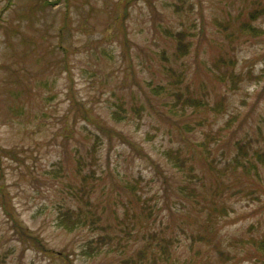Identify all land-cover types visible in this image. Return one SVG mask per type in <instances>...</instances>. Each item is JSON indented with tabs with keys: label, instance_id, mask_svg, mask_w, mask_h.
Here are the masks:
<instances>
[{
	"label": "rangeland",
	"instance_id": "obj_1",
	"mask_svg": "<svg viewBox=\"0 0 264 264\" xmlns=\"http://www.w3.org/2000/svg\"><path fill=\"white\" fill-rule=\"evenodd\" d=\"M0 264H264V0H0Z\"/></svg>",
	"mask_w": 264,
	"mask_h": 264
},
{
	"label": "trees",
	"instance_id": "obj_2",
	"mask_svg": "<svg viewBox=\"0 0 264 264\" xmlns=\"http://www.w3.org/2000/svg\"><path fill=\"white\" fill-rule=\"evenodd\" d=\"M214 63H215V65H216L218 68H220V67L218 66L219 63H218L216 60L214 61ZM225 75H226V73L222 72V73L220 74V77H223V78H224V77H226ZM242 148L245 149L246 152H247V151H248V148H249V144H248L247 142H245V143L243 144ZM255 153H256V152H255ZM192 187H193V186H190V187H189V186L185 185L186 190H188V192H187L188 194H190V193H189V190H190V189H195L194 187H193V188H192Z\"/></svg>",
	"mask_w": 264,
	"mask_h": 264
}]
</instances>
